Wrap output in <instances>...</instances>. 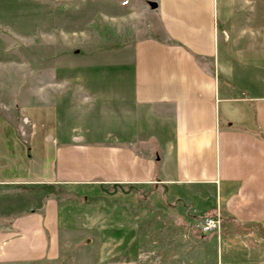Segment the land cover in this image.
I'll return each mask as SVG.
<instances>
[{"label":"crops","instance_id":"crops-1","mask_svg":"<svg viewBox=\"0 0 264 264\" xmlns=\"http://www.w3.org/2000/svg\"><path fill=\"white\" fill-rule=\"evenodd\" d=\"M19 1L0 0L1 25L16 17ZM155 2L148 33L116 55L115 76L104 65L57 63L53 32L38 27L44 40L34 48L48 53L51 45L52 61L41 62L32 80L36 103L33 119L23 116L32 123L24 140L0 141L12 150L0 156V202L8 188L30 183L50 188L47 197L124 192L158 207L144 237L159 242V264H264V43L235 37L216 0ZM58 68L78 75L60 76ZM25 100L16 105L27 109ZM43 205L11 221L0 205L1 258L56 250L65 230L59 202ZM208 215H219L220 227L203 233L196 223Z\"/></svg>","mask_w":264,"mask_h":264},{"label":"rangeland","instance_id":"rangeland-1","mask_svg":"<svg viewBox=\"0 0 264 264\" xmlns=\"http://www.w3.org/2000/svg\"><path fill=\"white\" fill-rule=\"evenodd\" d=\"M154 3L155 0L17 2L11 13L16 17L5 18L6 25L0 24V141L6 139L11 145L12 139L23 137L32 124L23 118L25 115L33 119L30 108L36 103L32 97L36 87L32 80L37 78L41 62L51 60L52 51L51 45L47 46L48 53L34 48L36 40H44L38 35L39 26L46 25L54 34L57 63L64 67L104 65L106 74L115 76L122 71L121 67L113 66L122 64L116 55L123 47L132 45L130 38L148 33V21L157 15V9L152 7ZM216 3L221 18L228 24L232 20L235 37L247 34L264 43V0H216ZM124 72L127 74V67ZM57 73L78 75L69 68H58ZM21 94L27 95L24 101L28 103L27 109L18 106L19 103L16 105ZM23 147L27 148L26 144ZM11 153L10 148L7 153L5 148L0 149L2 157L9 158ZM37 184L8 188L9 193L2 197L0 205L6 208L2 211L20 215L24 210L40 208L48 198H56L61 226L65 229L58 237L56 250L48 257L27 260L0 256V264H159V242L144 237V232L149 230L144 228V223L148 219L157 222L158 207L149 209L151 205H148L147 209L124 192L83 189L60 193L57 190L55 196L47 197L52 190ZM158 231V227H153V240L159 241Z\"/></svg>","mask_w":264,"mask_h":264},{"label":"built area","instance_id":"built-area-1","mask_svg":"<svg viewBox=\"0 0 264 264\" xmlns=\"http://www.w3.org/2000/svg\"><path fill=\"white\" fill-rule=\"evenodd\" d=\"M196 227L203 233L217 231L220 227V216L212 215L203 218L196 223Z\"/></svg>","mask_w":264,"mask_h":264},{"label":"trees","instance_id":"trees-1","mask_svg":"<svg viewBox=\"0 0 264 264\" xmlns=\"http://www.w3.org/2000/svg\"><path fill=\"white\" fill-rule=\"evenodd\" d=\"M44 206V205H43ZM42 211V209H40ZM22 212V211H21ZM32 212H37L35 209H31V210H24L21 214H29V213H32ZM19 215V214H18ZM17 214H11L9 213L7 215V217L9 218V221H11L12 219H14L16 216H18ZM208 216H211V215H208Z\"/></svg>","mask_w":264,"mask_h":264},{"label":"water","instance_id":"water-1","mask_svg":"<svg viewBox=\"0 0 264 264\" xmlns=\"http://www.w3.org/2000/svg\"><path fill=\"white\" fill-rule=\"evenodd\" d=\"M152 7H156V4L154 3V4H152Z\"/></svg>","mask_w":264,"mask_h":264}]
</instances>
